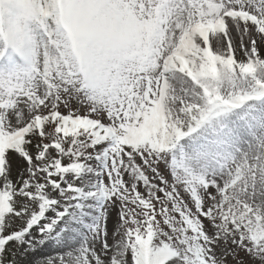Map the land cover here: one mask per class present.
<instances>
[{
    "label": "snow or ice",
    "instance_id": "obj_1",
    "mask_svg": "<svg viewBox=\"0 0 264 264\" xmlns=\"http://www.w3.org/2000/svg\"><path fill=\"white\" fill-rule=\"evenodd\" d=\"M0 264H264V0H0Z\"/></svg>",
    "mask_w": 264,
    "mask_h": 264
}]
</instances>
